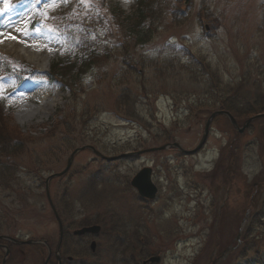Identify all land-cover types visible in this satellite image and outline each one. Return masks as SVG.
I'll return each instance as SVG.
<instances>
[{
	"label": "rangeland",
	"instance_id": "rangeland-1",
	"mask_svg": "<svg viewBox=\"0 0 264 264\" xmlns=\"http://www.w3.org/2000/svg\"><path fill=\"white\" fill-rule=\"evenodd\" d=\"M77 1L58 0L35 16L25 8L27 32L13 46L0 35V131L15 130L23 148L15 158L20 179L11 177L13 189L0 185V234L47 238L54 246L59 228L45 180L66 167L75 148L92 145L117 156L176 141L194 149L219 104L207 97L206 81L186 71L192 56L232 85L250 71L244 88L250 97L262 93L254 80L264 77L257 69L264 65V0H143L145 20L136 15L138 0ZM19 2H35L38 10L48 3ZM15 23L3 25L0 14V34ZM130 24L154 33L129 39ZM42 38L61 41L56 55L40 56L44 70L24 51L29 40ZM130 55L137 70L145 64L142 77H127ZM127 91L140 96L139 119L131 116ZM46 95L48 108L41 103ZM248 118L236 120L241 126ZM145 166L159 186L155 201H142L130 184ZM50 191L57 204L65 198L82 208L81 222L106 224L100 264H141L151 254L162 256L156 264H252L257 251L264 257V117L242 133L226 115L213 118L206 144L193 155L168 148L108 161L82 150ZM11 246L19 264L44 263L40 250Z\"/></svg>",
	"mask_w": 264,
	"mask_h": 264
},
{
	"label": "trees",
	"instance_id": "trees-1",
	"mask_svg": "<svg viewBox=\"0 0 264 264\" xmlns=\"http://www.w3.org/2000/svg\"><path fill=\"white\" fill-rule=\"evenodd\" d=\"M143 9H147L149 11L147 5L143 3V0H138L136 7V15L137 17H142V20H145V15L142 12ZM119 14L124 13L120 12ZM127 29V31L129 32V39L133 40V38H136L139 42L151 38L154 33L152 30H150V28L144 26L143 24H130ZM260 30L264 32V30H262L261 28ZM86 44L87 42L85 43V45ZM78 45V48H80L82 45V38H80ZM87 47L89 48L90 46L87 44ZM92 53L90 51H87L86 53L83 52V55L86 58L90 57L92 59ZM125 55H128V53H126ZM130 58H132V55H130V57L125 60L127 67V77L131 73H134L138 77H142L145 71V64L141 66L142 70L139 71L131 65ZM143 60L145 59L142 58V61ZM90 62L91 65L94 64L92 60ZM144 62H146V60ZM256 63H259V60H257ZM171 68H174L173 65L171 66ZM185 68L186 71L192 74H196L194 76L196 78H199V80L202 79L206 81L207 97L210 96V99L213 100V103L219 104L218 108L220 110H228L235 117H250L258 113L264 112V77H262L263 79L261 80L260 77L254 80V83L258 86L259 90H262V93L250 97V95L245 93L244 90V88L247 87L248 82L250 83V75L252 74L250 71H248L246 74L243 73V78L237 85H232V83H225L223 80H221L220 74L216 70H214L208 62L206 63L203 57L195 58L194 56H192ZM28 69L34 73L36 72L29 66ZM257 69L260 71V75L264 76V65L258 66ZM140 79L141 78H139V80ZM126 95L128 96L129 100H131L132 98L133 109L130 111L132 114L131 116L136 119H139L138 114L136 112L135 104L139 102L140 96L134 97L133 94L131 95L129 91H127ZM2 119L6 120V117L3 116V114ZM21 139L22 138L19 136V133H16L15 130L9 129V127H7L6 125L0 131V185L7 189H13L15 186L12 183H9L12 180L11 177L13 175H17V180L20 179V175H18L20 168L19 164L16 163L15 158L17 156L19 157V155H21V150H23V148L19 145V140ZM252 246L253 244L250 245V248ZM132 250H134V248ZM248 250L249 247L246 244V247L242 254L243 257H246L244 256L245 251ZM252 262L264 264V257L262 258L261 256H259V251L255 253Z\"/></svg>",
	"mask_w": 264,
	"mask_h": 264
},
{
	"label": "flooded vegetation",
	"instance_id": "flooded-vegetation-1",
	"mask_svg": "<svg viewBox=\"0 0 264 264\" xmlns=\"http://www.w3.org/2000/svg\"><path fill=\"white\" fill-rule=\"evenodd\" d=\"M49 204L59 228L57 245L54 246L47 238L42 239L43 242L34 241L30 245L31 248L38 249L45 255L43 264H100L99 239L106 224L91 218H87L90 220L86 223L78 220L83 209L77 208L75 202L69 199L63 198L58 204L53 201L54 207L51 202ZM95 224L101 226L96 234L91 231H80ZM33 240L39 241L36 238ZM8 243L10 242L0 239V264H19L13 246H9ZM109 249L115 251V247H109Z\"/></svg>",
	"mask_w": 264,
	"mask_h": 264
},
{
	"label": "water",
	"instance_id": "water-1",
	"mask_svg": "<svg viewBox=\"0 0 264 264\" xmlns=\"http://www.w3.org/2000/svg\"><path fill=\"white\" fill-rule=\"evenodd\" d=\"M186 2H187V0H186ZM219 114L226 115L229 118V120L231 121L232 125L239 132H244L247 129V127L255 119L264 117V113H260V114L254 115V116L248 118L244 122V124L242 126H240L239 123L237 122V120L235 119V117L229 111L218 110V111L213 112L211 114V116L209 117V119H208V121L206 123L205 132L203 134V137H202L200 143L198 144V146L196 148H194L192 150L185 149L178 142H174V143H168V144H165V145H162V146H159V147H152V148L144 149V150H141V151H138V152H135V153H124V154H121L119 156L107 157V158L113 160V159H117L119 157L131 156L133 154H140L142 152L153 151V150H157V149H168L170 147H175L179 151H181V152H183L185 154L196 153L197 151H199L203 147V145L205 144V142L207 140L212 119L215 116L219 115ZM86 148L92 149L99 156H104L101 152H99L97 149H95L93 146H90V145L82 146V147H79V148L75 149L73 151V153L71 154V156H70V160H69V163H68L67 167L62 172H59V173H56V174H52L47 179V195L49 196V198H50V195H49L48 183H49L50 179H52L54 176H59V175H62L63 173H65L69 169V167L71 165V161L74 158L75 154L77 152L81 151V150L86 149ZM151 173H152V169L150 167H145V168L141 169L135 175V177L132 179L131 183L138 190V192H139V194L141 196L153 199V198H155L158 189H157V186L155 185V183L152 181ZM99 230H100L99 226H91V227L84 228V229H82L80 231L98 232ZM2 237L7 238V239L12 240V241L17 242V243H31V242H33L32 240H27V241L16 240V239H14L12 237H9V236H2ZM160 259H161V257L159 255H156V256H152L151 258H149V261L157 263V262L160 261ZM145 263H147V261H145Z\"/></svg>",
	"mask_w": 264,
	"mask_h": 264
},
{
	"label": "bare ground",
	"instance_id": "bare-ground-1",
	"mask_svg": "<svg viewBox=\"0 0 264 264\" xmlns=\"http://www.w3.org/2000/svg\"><path fill=\"white\" fill-rule=\"evenodd\" d=\"M46 1V0H43ZM48 3L44 5V7H40L41 9L38 10L37 4L30 3V4H24L20 3L19 0H0V14H1V22L3 25H9L15 23V27L11 29L9 33H4L2 34V40L6 42L8 45L13 46L16 42H18V37L17 35L27 32V27L26 24L28 23L26 20V16L24 11H26L25 8H30L29 11H31L34 16L38 13H44L47 12L49 13L51 11V8L54 7V4L50 3L49 0H47ZM76 4L79 2L75 0ZM24 13V15H23ZM42 21L45 22L44 18H41ZM37 35H42V33L39 31ZM16 37V39H12L11 37ZM45 39L48 37V33H45L43 35ZM61 41H56L55 39H51L49 41H44V39H40L38 41H32L29 40L27 42L26 47L24 48V51L26 53H30L31 56V61L38 65L39 69L44 70L45 67L43 64L40 63V56L42 54H46L47 56L50 57L53 54H57L59 52V46H60ZM49 45V47H47ZM3 53V52H2ZM5 54V53H4ZM31 69L36 70L34 67L29 66ZM43 98L46 99V101L41 102L42 106L48 108L52 104L50 103L49 99L50 97L48 95L43 96Z\"/></svg>",
	"mask_w": 264,
	"mask_h": 264
},
{
	"label": "snow or ice",
	"instance_id": "snow-or-ice-1",
	"mask_svg": "<svg viewBox=\"0 0 264 264\" xmlns=\"http://www.w3.org/2000/svg\"><path fill=\"white\" fill-rule=\"evenodd\" d=\"M49 2L52 3V4H55V3L58 2V0H49ZM45 15H46V13H45ZM0 35H2V34H0ZM11 38L12 39H16V37H14V36L11 37ZM4 98H5V89H4L3 84H0V99H4Z\"/></svg>",
	"mask_w": 264,
	"mask_h": 264
}]
</instances>
